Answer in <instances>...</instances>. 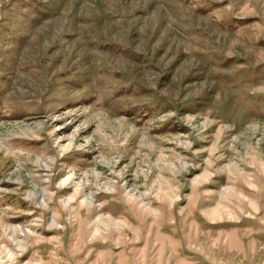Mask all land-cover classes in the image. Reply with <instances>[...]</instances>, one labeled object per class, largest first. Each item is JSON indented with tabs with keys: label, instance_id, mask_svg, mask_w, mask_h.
<instances>
[{
	"label": "rangeland",
	"instance_id": "rangeland-1",
	"mask_svg": "<svg viewBox=\"0 0 264 264\" xmlns=\"http://www.w3.org/2000/svg\"><path fill=\"white\" fill-rule=\"evenodd\" d=\"M0 264H264V0H0Z\"/></svg>",
	"mask_w": 264,
	"mask_h": 264
}]
</instances>
